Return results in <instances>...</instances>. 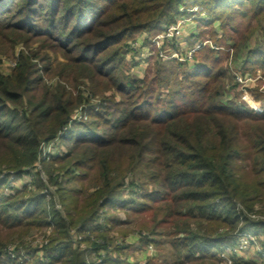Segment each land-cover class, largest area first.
Segmentation results:
<instances>
[{
	"label": "trees",
	"instance_id": "1",
	"mask_svg": "<svg viewBox=\"0 0 264 264\" xmlns=\"http://www.w3.org/2000/svg\"><path fill=\"white\" fill-rule=\"evenodd\" d=\"M188 3L208 13L199 26L201 41L207 34L219 44L234 41L233 58L240 57L238 51L245 54L241 73L260 71L264 78V39L248 46L257 31L264 36V0H0V44L42 45L21 55L9 75L0 73V174H5L0 179V264H85L71 230L89 227L109 234L131 226V217L140 220L137 231L146 234L137 243L141 250L163 244L157 239H173L181 264L216 260L214 249L237 232L264 228L248 214L264 202V105L257 113L220 101L230 52L199 51L201 64L166 99L159 92L160 64L156 73L151 65L143 80L115 75L127 41L143 32L155 36ZM49 49L66 59L56 68L58 77L75 86L78 79L89 81L91 95L76 90L75 97L65 84L44 82L50 68L38 61L48 60ZM100 86L116 91L121 100L104 97L93 106ZM250 91L256 100L264 99V92ZM81 107H87V119H73ZM43 146L55 150L51 161L40 160ZM39 161L63 212L41 193ZM11 173L35 174L36 189L12 186ZM146 178L152 190L140 184ZM84 181L81 188L70 186ZM118 209L133 214L123 218ZM33 230L51 234L45 244L26 248L31 261L7 257L6 246ZM133 247L116 250L125 255ZM105 262L127 264L111 256ZM146 264L161 263L151 257Z\"/></svg>",
	"mask_w": 264,
	"mask_h": 264
},
{
	"label": "rangeland",
	"instance_id": "2",
	"mask_svg": "<svg viewBox=\"0 0 264 264\" xmlns=\"http://www.w3.org/2000/svg\"><path fill=\"white\" fill-rule=\"evenodd\" d=\"M195 7H202L198 4L188 3V5H180L178 7V14L176 15V19L172 23H164L162 24V30L161 32L156 33L155 36H151L148 32L139 33L136 35L137 37L133 38L132 40H129L126 42L123 51L120 54L121 63L119 70L115 73L116 77L123 78L125 77H133L137 78L139 80H143L146 75L149 74L151 69L156 73L157 71V64H160L162 66V80L163 83L159 85V92L162 97L165 98L166 95H169L171 92L176 91L180 88V82L187 74H191L196 69L197 65H200L201 61L197 58L198 52L209 48L210 50L218 53V52H224L228 53L230 52V58H226L224 60V68L227 70V77L224 81V89H223V95L220 98V101L229 102L233 101L236 102L242 106L248 107V108H259L262 110V105H264V99L262 101L256 100L255 97L251 94L252 91L257 89L258 91L264 92L262 90L264 81L259 82L258 86L255 88H241L238 83V75L239 77L243 76L240 69H237L236 66L239 65L238 59L233 58L234 51L236 50V43L232 40L224 39L226 41L223 44H219L215 42V39H213L209 34L206 35L205 39L203 41L199 38V33L202 30L200 24L204 23L201 20L198 22L191 20L193 15L199 16V12L197 13H191L192 9ZM207 13V11L205 10ZM208 16V13H207ZM181 24V27H183L180 36L165 39L161 36H164V33L167 31L166 28L169 27L172 24ZM214 30L216 33V39L221 40L223 37V33L220 27V22H217L214 24ZM213 30V29H212ZM137 34V33H136ZM264 39L263 33L257 31V33L251 38L249 41L248 46H251V48L257 47V45ZM208 44L204 46V43ZM46 43H44L45 45ZM227 45V46H225ZM42 45L32 43L28 46H25L24 43H19L14 46L2 43L0 44V73L4 75H9L17 66L18 60L21 55H28L31 52L36 53L38 49L41 48ZM198 46H202L200 49L196 50L193 54V59L189 60L190 62H179L176 59H172L173 54H178L180 59H186L190 52L194 50L195 48H198ZM47 55L49 56L48 60L38 61V65L43 68H50V78L47 76L44 77V82L48 86H56L57 83H61L65 88L68 90H72L73 95L76 97L78 90L81 91L82 94L85 96L91 95L90 93V87H89V81L85 79H78L77 82H80L79 85L75 84H68L64 83L61 78L58 77V69L61 63H64L66 59L61 53H54L52 50L46 51ZM244 52L238 51V56H241ZM199 58H201L199 56ZM180 64V65H179ZM152 65V68L150 69ZM56 68H58L56 70ZM62 68V65H61ZM114 75V76H115ZM246 75V74H245ZM253 75V74H252ZM161 80V79H160ZM76 89H73L74 87ZM103 86H100L98 90L96 89L97 94L100 95L96 96V98L91 99L93 106H98V104L103 102L104 97H107L109 101L115 100L120 101L121 96L116 91H103ZM260 106V107H259ZM87 110V107H81L78 109V111L75 113L81 120V119H87V115L84 113ZM82 115V116H81ZM74 118V116H73ZM75 119V118H74ZM95 130L102 131V127H94ZM42 155L40 157L41 159H46L47 161H51V157L55 154V150L52 146H46L42 147ZM53 158V157H52ZM42 164L37 163V169L35 172H38L40 175V182L42 184H45V189L41 191V193L46 194L47 201L51 198L56 202V208L63 212L62 206L59 203L58 193L55 191V187L51 185L46 176L45 173L41 169ZM37 173V175H38ZM81 174V173H80ZM7 175V174H6ZM10 178L8 179L9 183H11L12 186L16 188H23L25 186L32 187L34 189V183H35V174H23L22 176L17 175L16 173L9 174ZM246 175H244L245 177ZM5 174H0V179L4 178ZM88 181H84L81 183H72L70 186H74L75 188H81L82 185L86 184ZM140 184H143V182H146V190H152L154 187V184L149 182V179H142L140 181ZM33 184V185H32ZM143 187V185H141ZM36 189V188H35ZM34 189V190H35ZM9 194H14V191H12L9 188H6L5 190ZM143 200V199H142ZM240 210H243V207L238 204L237 205ZM133 207V206H132ZM113 212V211H112ZM118 214H121V216L124 218L123 215L131 216L133 212H130L128 210L121 211L120 209L116 210ZM126 212V214L124 213ZM249 217L252 220H255L260 223H264V202L262 203H255L254 204V211L252 213H248ZM127 219V218H126ZM134 218L131 217L128 219L131 226H120L119 229H116L112 231L109 234H105V231L98 230L97 232L90 231L89 233L84 234L81 232L80 227L73 228V230L81 235L83 237V241L89 248H94L96 250L104 249L106 247L109 249L113 254H116L118 258L125 261L127 264H144L146 260L149 259L148 254L150 253V245L153 246V250L155 251L152 257H156L158 259V263L161 264H181L184 261V258L179 255L180 249L175 243V240L170 238H160L157 239L161 241L163 244L153 245L149 244L146 249L141 250L140 245L137 244L142 237H146L145 233H139L137 231V225L139 224V219L133 220ZM102 222V221H101ZM247 235L250 236V238L255 239L257 242V246L263 248L264 252V228L263 227H255L251 228L245 231ZM51 234V231H41V230H33L29 234L22 236L21 238H15L10 245L6 246L4 249V253L7 257L16 260L20 263L30 262L32 256L27 254V249L29 246H36L38 247L39 244H45L47 242L48 236ZM100 234V236H98ZM102 235L106 236V240L103 238ZM158 238V237H157ZM33 244V245H31ZM73 244L75 245L76 249L83 253L84 262L87 263L88 260H90V255L87 254L86 251L81 250L78 246H76L75 241H73ZM125 244H131L134 245L133 249L130 250V252L126 253L125 255L121 252L117 251L116 248L123 247ZM226 244H231L230 241ZM220 246V245H219ZM257 246H252L246 248L247 250L243 251L240 256L237 257L238 260L236 262L238 264H264L261 259V255L258 252ZM12 247L14 249V252H16V255L14 257L9 256V248ZM222 247V245L220 246ZM219 247V248H220ZM219 248L214 249L213 251L216 254L217 259L216 260H205L203 263L200 264H224L223 261H221L218 256L220 253ZM119 252V253H118ZM147 255V256H146ZM180 256L183 258H180ZM147 262V261H146ZM106 264V262L104 263Z\"/></svg>",
	"mask_w": 264,
	"mask_h": 264
},
{
	"label": "built area",
	"instance_id": "3",
	"mask_svg": "<svg viewBox=\"0 0 264 264\" xmlns=\"http://www.w3.org/2000/svg\"><path fill=\"white\" fill-rule=\"evenodd\" d=\"M192 14L193 13H197L199 12V16L197 15H193L192 18H190L191 20H194L196 22H198L199 20L204 21L208 19L207 13L205 12V10L203 9V7H195L194 9L191 10ZM183 27H181V24H172L169 27L166 28V32L164 33V36H161L165 39H169V38H174L180 36L181 31H182ZM208 44L204 43V46H206ZM202 46H198V48H195L194 50H192L189 54V56L186 59H180V57L178 56V54H173L172 59H176L179 62H190L189 60L193 59V54L195 53L196 50L200 49ZM236 77H238V83L240 85L241 88H255L258 86L259 82L264 81V78L262 77L261 72H257L256 75H252V74H246L243 75L241 77H239L238 75H236ZM262 90H264V85ZM262 92V91H261ZM252 110L256 111L257 113H262V110L259 108H251ZM82 116V115H81ZM75 119H80L77 115H74ZM73 118V119H74ZM89 227H86L84 230H81L80 233H89L90 232ZM71 234L73 236V241H75L76 246H78L81 250H84L87 252V254L90 255V260L87 261L86 264H104L106 259L111 256L112 259L114 261L118 260V257L116 254H113L109 249L107 248H102L100 250H96L95 248H89V246H87L85 244V242L83 241V237L79 234H77L73 229L71 230ZM231 244H225L222 247L219 248L220 253L218 258L224 262V264H238L236 262L237 257L241 255V253L245 250H247L246 248L248 247H252V246H257V242L255 241V239L250 238L249 235H247L245 233V231H239L237 232L234 237L230 240ZM150 253L148 254L149 258H151L154 254V248L152 245H150ZM258 252L261 255V257H263V259H261V261L264 263V252H263V248H261L260 246L258 247ZM16 255V252H14V249L12 247L9 248V256L14 257ZM147 261V260H146ZM146 261H144L146 264Z\"/></svg>",
	"mask_w": 264,
	"mask_h": 264
},
{
	"label": "crops",
	"instance_id": "4",
	"mask_svg": "<svg viewBox=\"0 0 264 264\" xmlns=\"http://www.w3.org/2000/svg\"><path fill=\"white\" fill-rule=\"evenodd\" d=\"M244 59H245V54H242V55L239 57V59H238L239 65L236 66L237 69H240V68H241V65H242ZM259 107H260V106H259ZM146 256H147V255H146Z\"/></svg>",
	"mask_w": 264,
	"mask_h": 264
}]
</instances>
